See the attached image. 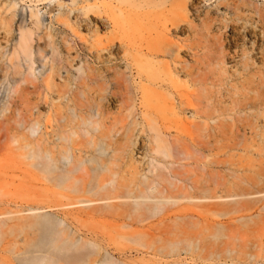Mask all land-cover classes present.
I'll use <instances>...</instances> for the list:
<instances>
[{
  "label": "rangeland",
  "instance_id": "374dc122",
  "mask_svg": "<svg viewBox=\"0 0 264 264\" xmlns=\"http://www.w3.org/2000/svg\"><path fill=\"white\" fill-rule=\"evenodd\" d=\"M38 259L264 264V0H0V264Z\"/></svg>",
  "mask_w": 264,
  "mask_h": 264
},
{
  "label": "bare ground",
  "instance_id": "6f19581e",
  "mask_svg": "<svg viewBox=\"0 0 264 264\" xmlns=\"http://www.w3.org/2000/svg\"><path fill=\"white\" fill-rule=\"evenodd\" d=\"M22 49H27V46L23 45ZM46 158L50 159V156L47 154ZM50 162H47L48 167L50 168ZM51 167L55 168V165H52ZM39 224L42 226L43 230H45V235L49 234L52 230H54L56 228V223H53L51 220L48 219H43L42 221H39ZM27 264H31L29 262H25ZM103 263V262H102ZM37 264H45L43 262V259H38V263Z\"/></svg>",
  "mask_w": 264,
  "mask_h": 264
}]
</instances>
